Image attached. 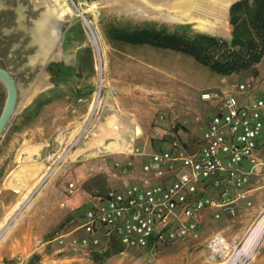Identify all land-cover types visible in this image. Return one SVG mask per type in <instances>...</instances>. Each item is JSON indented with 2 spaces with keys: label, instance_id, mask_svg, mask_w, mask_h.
<instances>
[{
  "label": "rangeland",
  "instance_id": "374dc122",
  "mask_svg": "<svg viewBox=\"0 0 264 264\" xmlns=\"http://www.w3.org/2000/svg\"><path fill=\"white\" fill-rule=\"evenodd\" d=\"M120 1L65 0L73 14L63 23L53 50L59 52L58 57H49L46 64L34 70L27 64L37 47L21 33L17 15L0 14V66L20 86L18 106L0 136V264H31L33 255H38L34 264L224 263L227 261L224 257L209 249L208 240L223 230L221 235L225 239L232 242L237 238V245L241 247L246 231L264 209L263 143L258 153V174L251 180V203L237 206L234 213L219 220H210L198 238H186L154 249H123L117 242V246L113 244L101 253H89L74 245L73 238L78 234L90 195L107 189L115 161H131V171H136L141 161L134 155L135 148L146 152L157 150L176 134L189 151L194 150L195 141L202 136L217 109V100H204L203 93L234 89L248 79L264 81V57L255 70L223 76L173 50L111 40L107 31L113 23L204 33L192 25L136 20L123 12ZM10 2L13 6L24 5L22 0ZM26 14L28 21L34 18V13ZM85 19L100 35V52L89 39ZM222 38L231 40L232 26L231 35ZM55 66L69 69L71 77L58 75ZM41 79L45 88L26 102ZM255 94L248 91L235 96L244 103L251 102ZM5 99L0 89V113ZM95 99L101 102L92 110ZM114 113L135 133L133 153L81 155L71 159V153L93 139L99 121ZM29 143L41 148L38 166L44 178L38 182V174L29 181L30 191H17L8 183L13 174L25 169L20 157ZM72 182L77 190L67 197L66 191ZM17 204L19 207L15 209ZM242 228V236H238ZM263 239L264 233L249 258L238 264L255 260Z\"/></svg>",
  "mask_w": 264,
  "mask_h": 264
},
{
  "label": "built area",
  "instance_id": "2783aa9c",
  "mask_svg": "<svg viewBox=\"0 0 264 264\" xmlns=\"http://www.w3.org/2000/svg\"><path fill=\"white\" fill-rule=\"evenodd\" d=\"M264 81L248 79L234 89L205 92L204 100H217V109L202 136L189 151L176 134L165 146L149 152L140 175H132V162L115 161L111 178L119 181L90 195L73 243L80 250L101 253L117 242L123 249H154L186 238L199 237V217L210 210L219 219L232 214L259 165L264 139ZM255 91L251 102L240 103L236 93ZM132 152V153H133ZM215 189L216 196L208 193ZM77 190L69 183L67 197ZM233 190L236 196L230 197ZM64 204V203H63ZM224 237L215 234L208 247L218 253Z\"/></svg>",
  "mask_w": 264,
  "mask_h": 264
},
{
  "label": "bare ground",
  "instance_id": "6f19581e",
  "mask_svg": "<svg viewBox=\"0 0 264 264\" xmlns=\"http://www.w3.org/2000/svg\"><path fill=\"white\" fill-rule=\"evenodd\" d=\"M32 1L33 0H29L35 11L34 18L31 17L30 22L34 41L39 44V48L33 57L41 61L49 57L57 58L59 52L53 50L60 36L63 23L68 17H71L73 10L66 5L65 0H35L33 1L34 3ZM121 1L123 12L136 20H153L172 25H192L200 32L219 37H229L231 35V25L228 22V9H230L231 4L236 0ZM18 11L20 26L23 19L27 20V6L20 4L18 6ZM85 22L90 31L89 39L95 49L100 52L102 50L100 35L92 26L91 22L86 19ZM99 70L102 71L103 68ZM44 88V80L41 79L34 88H32L29 96L26 98V102L31 100L37 92ZM24 93H26V91ZM100 102L101 99H95L94 104L91 105L90 108L94 110ZM125 134L128 135V139L125 138ZM133 134L135 133H132L128 127H125L120 116L114 113L104 118L102 121H99L93 131V139L86 146L71 153L69 157L75 159L77 156L81 155L98 157L132 152L135 141ZM74 136L75 133L73 132L72 137L74 138ZM40 156L41 148L37 144H26L20 157L23 165H25V169L21 168V170L13 174L8 186L14 187L17 191L22 189H28L30 191L31 186L29 181L31 178L39 174L40 177L37 181H41L44 175H41V170L38 166ZM14 181H16L17 184L14 183ZM25 196H27V193ZM18 207L19 204L15 206V209ZM263 233L264 209L246 231L244 236L245 241L241 247L237 245V241L235 240L231 243L227 239H224L218 254L227 261L216 264H238L244 258H249L253 252L254 246L258 243ZM211 259L216 262L215 257Z\"/></svg>",
  "mask_w": 264,
  "mask_h": 264
},
{
  "label": "trees",
  "instance_id": "16d2710c",
  "mask_svg": "<svg viewBox=\"0 0 264 264\" xmlns=\"http://www.w3.org/2000/svg\"><path fill=\"white\" fill-rule=\"evenodd\" d=\"M231 40L206 33L188 34L180 30L142 24H112L111 40L173 50L223 76L255 70L264 57V0H239L230 8ZM58 75L71 77L69 69L55 66ZM68 71V72H67ZM38 255H33L31 264Z\"/></svg>",
  "mask_w": 264,
  "mask_h": 264
},
{
  "label": "water",
  "instance_id": "95a60500",
  "mask_svg": "<svg viewBox=\"0 0 264 264\" xmlns=\"http://www.w3.org/2000/svg\"><path fill=\"white\" fill-rule=\"evenodd\" d=\"M237 2L234 1L231 6ZM230 6V8H231ZM230 12V9H229ZM19 16V11L17 12V17ZM19 19V17H18ZM27 24L24 25V23ZM19 22V21H18ZM19 24V23H18ZM21 28L22 31L21 33L26 36L28 39L31 41V45L33 47L39 48V44L34 41L33 33H32V25L31 22L28 20H24L21 22ZM48 57V56H47ZM46 60L41 61V60H36L34 57L29 59V62L27 64L28 68H31L34 70L38 66H43L46 64ZM0 89L5 93L6 99L4 102V105L2 107L1 113H0V136L2 135L8 121L11 119L13 116L19 102V95H20V86L17 83L16 79L14 76L5 68L0 66Z\"/></svg>",
  "mask_w": 264,
  "mask_h": 264
},
{
  "label": "crops",
  "instance_id": "0c3cea01",
  "mask_svg": "<svg viewBox=\"0 0 264 264\" xmlns=\"http://www.w3.org/2000/svg\"><path fill=\"white\" fill-rule=\"evenodd\" d=\"M264 143V139L262 141V144ZM261 144V145H262ZM149 152V151H148ZM259 153V152H258ZM140 158V161H141V164H140V168L142 166V164L148 162V157L147 156H144V157H139ZM140 168L136 169V171L132 170V175H134L135 177L139 176L140 175ZM258 168L259 167H256L255 171L253 172V174L251 175L250 177V183L246 186L245 188V193H246V199L244 200H240L238 205H241L243 203H251L249 200H250V194L252 192L250 186H251V180L253 178V176L257 175L258 174ZM108 182H109V185H117L119 183V181H116L115 179L111 178L110 174H109V177H108ZM108 185V186H109ZM208 193L211 194V195H214L216 196L218 193L216 192L215 189H208ZM230 197H234L236 196V192L231 190L230 193H229ZM226 214H223L221 218L225 217ZM228 216V215H227ZM246 218V217H245ZM256 218V217H255ZM219 220V219H216L215 217H213V213L210 211V210H205L201 213V216L199 217V235H201V232L204 230L206 224H208V222L210 220ZM241 220L243 221V218H241ZM243 227L245 228L246 225ZM244 228L241 229V232L238 234V236H242V232L244 230ZM228 228H225V231L227 232ZM219 234H222L223 235V230L219 232ZM237 238H234L232 242H234V240L236 241ZM231 242V243H232ZM246 264H264V239H263V242L261 243L259 249H258V252L256 254V257H255V260L251 261V262H248Z\"/></svg>",
  "mask_w": 264,
  "mask_h": 264
},
{
  "label": "flooded vegetation",
  "instance_id": "af4514ba",
  "mask_svg": "<svg viewBox=\"0 0 264 264\" xmlns=\"http://www.w3.org/2000/svg\"><path fill=\"white\" fill-rule=\"evenodd\" d=\"M10 1H12V0H6L3 2L4 3L3 5H0V14H12L14 17L17 15L19 5L13 6V5H11L12 3ZM0 2H1L0 4H2V0H0ZM22 2L24 4V6H27V12L34 13L35 10H33V5L30 4L31 2H29V0H22ZM16 26H17V24H16Z\"/></svg>",
  "mask_w": 264,
  "mask_h": 264
}]
</instances>
